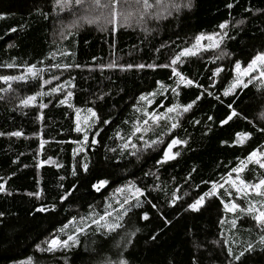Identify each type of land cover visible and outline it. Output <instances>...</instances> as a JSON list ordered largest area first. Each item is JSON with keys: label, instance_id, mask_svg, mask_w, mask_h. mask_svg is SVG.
<instances>
[{"label": "trees", "instance_id": "trees-1", "mask_svg": "<svg viewBox=\"0 0 264 264\" xmlns=\"http://www.w3.org/2000/svg\"><path fill=\"white\" fill-rule=\"evenodd\" d=\"M149 2L155 6V0ZM172 3L186 4L187 0H163L165 6ZM228 3L233 4L231 9L226 7ZM158 8L149 12L158 11ZM103 12L107 15V9ZM97 16H100V10L93 0H85L82 5L71 0L65 8H59L55 0H0V76H19L26 72L28 65H36L44 70L41 73L43 79L53 75L60 78L40 89L39 81L29 77L27 81L10 82L11 90L0 92L3 97L0 99V133H3L0 135V178H3L0 183H5L6 189L0 192V212L4 213L0 217V264H20L29 257H32V264H106L120 258L121 249L117 245L123 243L122 237L137 228L139 232L132 237V244L123 251L129 264H193V261L196 264H227L229 245L238 252L246 242L257 239L254 222L244 220L236 229L227 222L221 225L222 216L229 221L232 215H225L215 199L206 202L199 212L185 209L197 193L207 190L201 181H219L237 165V157L242 159L254 148L264 145V133L257 130L264 127V82L254 80L247 88L237 89L234 107L241 116L227 124L220 123L229 114L227 104L233 100L232 95L224 97L223 90L235 77L232 71L235 60L245 65L256 52L264 51V0H191L190 8L181 7L179 12H171L175 32L154 33V18H150L139 32L131 33L116 27L113 33L112 25H105L101 30L103 17L98 23H87L86 18ZM225 20L231 21L228 34L235 37L225 38L221 45L229 55L213 63L212 59L220 55L221 49L205 51L185 58L178 68L185 76L203 85V89L180 86L178 97L169 90L158 95L150 106L144 102L138 104L141 94L157 89L156 81L176 87L175 77L170 79L171 69L107 67L113 61L125 66L169 63L176 52L194 42L196 35L220 31L217 26ZM241 20L244 23L237 24ZM12 28L16 31L9 32ZM8 63L16 66L8 68L5 66ZM56 63L79 64L80 67H50ZM218 66L223 71L213 77L212 70ZM67 80L75 87L66 85L60 93L39 97L28 107L20 104L24 97L36 91L47 92ZM8 87L0 81V89ZM205 89L213 96L205 92L189 112L182 114L181 126L171 134L160 136L166 131L161 121L159 126L142 134L143 141L139 138L141 133L132 136L136 149L131 145L123 147L134 122L143 120L137 107L163 112L171 103L191 102ZM67 91L74 93L70 98L73 108L58 104L57 97L62 99ZM216 96H220L223 103ZM40 102L48 107L40 109ZM89 107L101 120L110 122L106 125L97 123L90 132V139L99 132L95 136L98 143L86 150L85 160L84 153L73 155V149L79 147L73 141L82 138V133L74 130L75 109ZM41 114L43 120L39 119ZM208 116L213 119L208 120ZM15 131L22 135H8ZM238 132L252 135L243 145H237L234 141ZM171 136L187 143L173 148V153H179L174 160L158 165L156 161L161 158V149ZM157 137L165 144L144 146V141L150 142ZM41 138L46 141L43 150H39ZM133 151L137 152L136 156L129 154ZM49 158V163L36 167L38 162ZM78 162H87L89 170L84 172L78 168L77 175L73 176V166H78ZM57 163L61 167L58 168ZM145 173L149 175L145 176ZM261 173L264 170L249 165L241 176L254 182ZM100 178L108 179L109 184L97 192L91 185ZM128 181L145 190V196L141 197L142 207L133 209L125 217L124 228L100 235L89 218L86 223L91 227L78 234V245L55 253L36 250V244L54 234L66 238L74 226L65 233H58V229L72 217L77 218L76 225L83 226L80 217H88L89 213L102 215L106 204L118 208L117 200H122L127 193L115 190ZM73 185H76L75 189H72ZM65 189L71 190L72 195L61 201L59 197ZM37 190H42L39 199L27 195ZM173 191L181 199L170 207L168 201ZM144 201L156 204L159 213ZM238 202L243 204V201ZM41 206L49 210L37 212L36 208ZM145 211L150 215L149 221L140 219ZM161 215L172 223L165 227ZM157 233V238L152 240ZM242 261L243 264H264L260 245L250 255L246 253Z\"/></svg>", "mask_w": 264, "mask_h": 264}, {"label": "snow or ice", "instance_id": "snow-or-ice-1", "mask_svg": "<svg viewBox=\"0 0 264 264\" xmlns=\"http://www.w3.org/2000/svg\"><path fill=\"white\" fill-rule=\"evenodd\" d=\"M70 2L71 0H55V3L59 8L67 7ZM134 2L140 10V15L137 17V19L143 23H147L150 18L161 17L162 14L159 11L149 12V10L154 9V7H163L164 11L168 15H170L172 11L179 12L181 7H191V0H187L186 4L172 3L170 6H165L163 4V0H155V6L150 3L149 0H134ZM84 3L85 0H75L76 5H82ZM120 3L121 0H107L106 3L102 2V0H93V4L95 5V7L100 10V16H97L95 18H86L87 23H98L101 17H103L104 24L100 25L101 30H103V27L105 25H112L111 31L113 33L117 30V23H122L124 26H128L131 20V14L119 11L118 9ZM124 3L127 4L128 0H124ZM226 7L231 9L233 7V4L228 3ZM104 9H107V15H104ZM246 11H251V9H246ZM243 23V20L237 22V24ZM230 24L231 21L225 20L217 26L220 31L212 32L211 34L200 33L196 35L194 37V42L190 46L183 47L178 52H176L172 56L169 63H149L146 65L140 63L136 65L128 64L125 66L117 65L115 61H113L112 63L108 64L107 67H120L122 69L125 67L128 69H131L133 67L137 69H144L145 67L149 69H154L159 67L171 69L170 79L172 77H175L174 82L176 84V87H171L170 85H166L161 81H156L155 83L158 86L157 89L152 92L141 94L137 101L138 104L140 102H144L145 105L150 106L153 104V100L158 95L162 96L165 92L169 90L174 96L178 97L180 95V92L178 91V88H180V86H183L185 88L195 87L197 89H203V85L199 84L194 79L188 78L182 73V71L178 70L179 65L183 62L185 58L197 56L198 54L205 51L221 49V45L223 44L225 38L234 39L235 37L229 36L228 34ZM15 31V28L9 29V32ZM203 41H207L208 43H202ZM157 51H159V49H157ZM62 55H66V53H62ZM226 55L229 54L225 53L223 49H221L220 55L214 57L212 59V62L215 63L216 60L222 59ZM5 66L8 68H13L16 65L8 63ZM73 66L77 68L80 67L79 64L69 65L56 63L50 65V67L56 69H69ZM43 71V69H38L36 65H28L26 72L19 76L2 75L0 76V81H3L4 83L8 84L9 87L8 89H0V92H6L11 90L10 82L27 81L29 77L33 80L39 81L40 89H43L45 85H51L53 80L58 81L60 79L59 76L56 75L51 76L50 79H43L41 76V73ZM222 71V67H215L212 70V76L215 77ZM232 71L235 73V77L233 81L229 84V86L224 88L223 96L228 97L232 95L233 100L232 102L227 104V108L230 110V112L225 119H222L220 121L222 125L227 124L234 117L241 116V113L237 111L234 107V104L236 103L235 96L237 95V89L247 88L249 84H251L254 80H257L258 82H264V51L256 52L255 55H253L251 59L246 62L245 65H242V62L240 60H235ZM245 78L247 79L245 80ZM209 79H211V77ZM66 85L75 87V85L71 83V80H67L64 81V83H58L56 86L49 88L47 92L36 91L33 95L24 97L20 100V104L24 107L34 105L39 97L53 96L57 93H60ZM205 92L208 96H213V93L211 91H207L205 89L199 95H197L195 99H193L191 102L187 104L171 103L170 106L166 107L163 112H156L154 110L148 111L145 108L137 107L136 111L142 112L143 120L142 122H134L131 135L128 137L123 147L127 148L129 145H131L133 149H136V144L132 143V136H135L137 133H141V136L139 138L143 141L142 134L152 130L153 126H159L161 121L164 122V128L166 129V131H162L160 133V136L171 134L173 130L181 126L180 117L182 116V114L189 112L193 108V106L197 104V101L201 100ZM73 95L74 93L72 91H67L63 94L62 99L57 97L58 104H66L69 108H73V105L70 103V98ZM215 98L221 103H223V100H221L220 96H216ZM0 99H3V97L0 96ZM51 102L52 101L50 100L49 103ZM38 107L40 109H44L48 107V104L40 102ZM83 111L86 114L82 115L81 109H75L76 119L74 130L77 133H82V138L73 141V143L79 145L78 148L73 149V155L76 156L80 153H84L86 160V150L92 145H96L98 143V140L95 138V136L99 135V132L97 131L90 139L89 132L93 130L94 126L97 125V123H102L106 125L109 124L110 121L107 119L101 120L98 113L91 107ZM39 119H44L42 114L39 116ZM212 119V116H208V120ZM244 119H247V117H244ZM196 123H199V121H196ZM257 130L261 133H264V127L258 128ZM0 135H3V133H0ZM8 135L19 137L22 135V133L20 131H15L8 133ZM235 135V144L243 145L247 140L251 138L252 134L249 132H238ZM45 143L46 141L43 138L39 140V150H43ZM186 143V140H181L176 136H171V138L166 143V146L161 149V158L158 159L156 163L158 165H162L164 163H167L168 161L174 160L176 156L179 155V153H173V148L177 145ZM163 144H165V141L160 137L152 139L150 142L144 141V146L146 148ZM111 151L114 152L116 150L111 149ZM129 154L136 156L137 152L133 151ZM50 160L51 158H49V160L40 161L36 164V167L40 168L43 164L49 163ZM237 161V165L232 167L225 175L221 176L219 181H201V183L206 186L207 190L202 191L201 193H197L196 197L192 200L191 203L187 204V208L185 209V211H191L193 213H196L199 212L206 205V202L211 199H215L219 202V205L222 206V212L225 215H232V219L229 221H226L224 216H222L219 221L221 225L227 222L230 224L232 229H236L238 224L243 222L244 220H250L254 222L255 228L257 230V239L255 241L246 242V244L238 252L234 251L233 247L229 245L226 251L227 264H243L242 257H244L246 253L250 255L251 253L255 252L257 245H260V251L264 252V173L258 175L254 182L246 181L241 176V173H243L249 165H256L260 170H264V145H260L259 147L254 148L242 159L237 157ZM56 166L58 168L61 167V165L58 163L56 164ZM78 168L82 169L84 172H87L89 170V164L87 162H78V166H73L71 173L73 176L77 175ZM193 171H195V169H193ZM233 174H235V176ZM147 175H149V173H145V176ZM188 175L190 177L191 173H189ZM60 179L63 180L64 177H60ZM108 184V179L100 178L97 179L96 182L92 183L91 187L95 191L99 192L101 189H104ZM209 184L210 187H208ZM37 185H39V181H37ZM60 187L63 188V185H60ZM75 187L76 185H73L72 189H75ZM196 187L199 188L200 185H196ZM5 191V183H0V192ZM115 191L117 193H127L126 195H124L122 200H117V204L119 205L118 208L112 207L111 204H106L105 211L102 215L98 213L95 215L89 213L88 217H80L81 222H83V226L76 225L77 218L72 217L71 220H69L60 229H58V233H65L66 229H69L70 226H74V230L71 231L70 234H66V238L62 239L60 235L54 234L51 236L50 239H45L44 241H41L40 243L36 244V250L41 253H55L56 251L61 249H70L71 247L78 245V234L84 233L85 228L91 227V225L96 226V232L100 235H108L112 232H116L117 229L124 228L123 221L125 220V217L130 212H132L133 209L142 207L143 202L141 200V197L145 196V190L141 189L135 182L128 181L123 187L117 188ZM8 195H11V193L9 192ZM27 195L39 199L42 195V190L29 192L27 193ZM70 195H72V191L65 189L63 194L60 195L59 199L61 201H64ZM179 199H181V197L177 196L176 191H173L171 199L168 201L169 206H174L177 200ZM238 201H243V204ZM144 202L149 203L151 207L153 209H156L159 213V209L157 208L156 204L152 203L151 201ZM54 207L55 206L53 205L52 208L54 209ZM109 208H111L112 210L109 211ZM47 210L49 209L46 206L36 208L37 212H45ZM113 213H115V215H113ZM3 215L4 213L0 212V217H2ZM89 218L91 219V225L86 223V220ZM140 219L143 221H149V213L147 211L143 212ZM160 219L163 221L165 227L172 223L171 220L167 219L163 215L160 216ZM137 232H139L138 228L128 234L126 237H122L123 243L117 245V247L121 249L120 258L115 261H107L106 264H129L128 260L123 257V251L126 250L128 246L132 244V237H134ZM158 234L159 233L153 235L151 239L155 240ZM225 243L227 244L228 242L225 241ZM20 264H32V257H29L27 261H21ZM193 264H196V262L193 261Z\"/></svg>", "mask_w": 264, "mask_h": 264}, {"label": "rangeland", "instance_id": "rangeland-1", "mask_svg": "<svg viewBox=\"0 0 264 264\" xmlns=\"http://www.w3.org/2000/svg\"><path fill=\"white\" fill-rule=\"evenodd\" d=\"M119 11L130 13L131 14V20L128 26H124L122 23H117L116 27L120 28L121 30L128 31L131 33L139 32L143 26V22L139 21L137 17L140 15V10L135 4L134 0H128V3L125 4L124 0H121V3L119 5ZM158 11L162 14L159 18H154V26H153V32L154 33H164V32H175V26L172 23V19L170 15H168L163 7H159ZM202 43H208L207 41H203ZM235 75V73H234ZM247 78H245L246 80ZM86 114L82 110V115ZM91 132V131H90ZM89 132V137L91 136V133ZM235 176V174H233Z\"/></svg>", "mask_w": 264, "mask_h": 264}]
</instances>
